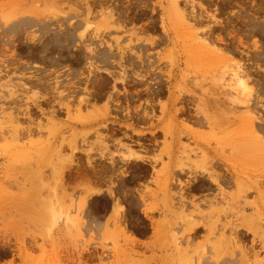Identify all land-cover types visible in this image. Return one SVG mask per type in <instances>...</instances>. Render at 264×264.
I'll return each instance as SVG.
<instances>
[{
	"label": "rangeland",
	"instance_id": "374dc122",
	"mask_svg": "<svg viewBox=\"0 0 264 264\" xmlns=\"http://www.w3.org/2000/svg\"><path fill=\"white\" fill-rule=\"evenodd\" d=\"M25 263L264 264V0H0V264Z\"/></svg>",
	"mask_w": 264,
	"mask_h": 264
},
{
	"label": "crops",
	"instance_id": "0c3cea01",
	"mask_svg": "<svg viewBox=\"0 0 264 264\" xmlns=\"http://www.w3.org/2000/svg\"><path fill=\"white\" fill-rule=\"evenodd\" d=\"M202 148L209 154L212 156V158H220V152L218 150V147L214 144V143H206V142H201L199 143ZM128 152H130L128 150ZM137 152V151H136ZM141 155H145L146 157L142 158L143 161L147 162L149 165H151V156H152V152H139ZM149 179V178H148ZM138 188H142V187H138Z\"/></svg>",
	"mask_w": 264,
	"mask_h": 264
},
{
	"label": "bare ground",
	"instance_id": "6f19581e",
	"mask_svg": "<svg viewBox=\"0 0 264 264\" xmlns=\"http://www.w3.org/2000/svg\"><path fill=\"white\" fill-rule=\"evenodd\" d=\"M63 169V168H62ZM62 169H60V170H62ZM54 173V172H53ZM61 175V174H60ZM63 179V178H62ZM73 205V204H72ZM47 207V206H46ZM25 257V256H24ZM28 258V257H27ZM26 264V263H25Z\"/></svg>",
	"mask_w": 264,
	"mask_h": 264
}]
</instances>
